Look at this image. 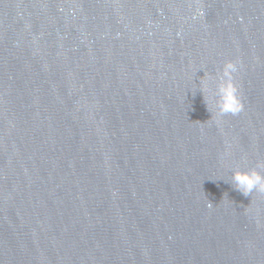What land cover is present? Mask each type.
Returning a JSON list of instances; mask_svg holds the SVG:
<instances>
[{
  "label": "water",
  "instance_id": "95a60500",
  "mask_svg": "<svg viewBox=\"0 0 264 264\" xmlns=\"http://www.w3.org/2000/svg\"><path fill=\"white\" fill-rule=\"evenodd\" d=\"M258 160L264 0H0V264H264Z\"/></svg>",
  "mask_w": 264,
  "mask_h": 264
},
{
  "label": "clouds",
  "instance_id": "9594fccd",
  "mask_svg": "<svg viewBox=\"0 0 264 264\" xmlns=\"http://www.w3.org/2000/svg\"><path fill=\"white\" fill-rule=\"evenodd\" d=\"M237 67L233 62H226L222 71L218 74L219 83L216 89L218 97L217 104L221 114H237L241 110V103L237 96V89L233 83V74ZM259 170H264V160H258L254 168L248 171L235 170L232 174V181L236 190L244 196L253 191L264 192V175Z\"/></svg>",
  "mask_w": 264,
  "mask_h": 264
}]
</instances>
